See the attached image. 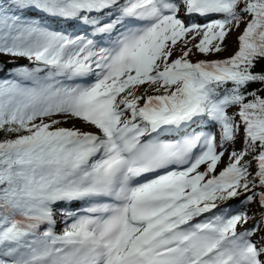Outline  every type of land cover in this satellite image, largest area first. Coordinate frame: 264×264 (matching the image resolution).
I'll use <instances>...</instances> for the list:
<instances>
[{"label": "snow or ice", "instance_id": "obj_1", "mask_svg": "<svg viewBox=\"0 0 264 264\" xmlns=\"http://www.w3.org/2000/svg\"><path fill=\"white\" fill-rule=\"evenodd\" d=\"M0 133V264H264V0H0Z\"/></svg>", "mask_w": 264, "mask_h": 264}, {"label": "rangeland", "instance_id": "obj_2", "mask_svg": "<svg viewBox=\"0 0 264 264\" xmlns=\"http://www.w3.org/2000/svg\"><path fill=\"white\" fill-rule=\"evenodd\" d=\"M235 33H233L229 38L228 40L226 41V44H227V50L223 53L220 54L219 57L217 56H212V57H209L210 59H216V58H223V57H226V56H229L232 54V52L235 50ZM204 57L202 56H198V57H194L193 59H203ZM2 59H7L6 57L2 58ZM20 63H27V61H20ZM70 123H73V122H70ZM68 123V124H70ZM76 124L77 127H80V124L79 122H74ZM66 124V125H68ZM221 168L223 167V164L220 166Z\"/></svg>", "mask_w": 264, "mask_h": 264}, {"label": "bare ground", "instance_id": "obj_3", "mask_svg": "<svg viewBox=\"0 0 264 264\" xmlns=\"http://www.w3.org/2000/svg\"><path fill=\"white\" fill-rule=\"evenodd\" d=\"M63 126H65V127H71L72 126V123H70V124H68V125H63ZM80 127H81V125H80ZM59 230V229H58Z\"/></svg>", "mask_w": 264, "mask_h": 264}, {"label": "trees", "instance_id": "obj_4", "mask_svg": "<svg viewBox=\"0 0 264 264\" xmlns=\"http://www.w3.org/2000/svg\"><path fill=\"white\" fill-rule=\"evenodd\" d=\"M2 136H3V134H2V133H0V138H2Z\"/></svg>", "mask_w": 264, "mask_h": 264}]
</instances>
